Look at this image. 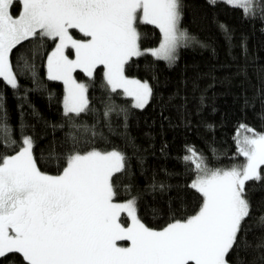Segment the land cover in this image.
<instances>
[{"label": "snow or ice", "instance_id": "1", "mask_svg": "<svg viewBox=\"0 0 264 264\" xmlns=\"http://www.w3.org/2000/svg\"><path fill=\"white\" fill-rule=\"evenodd\" d=\"M14 2L18 0H0V78L6 86L19 89L20 73L14 69L24 67L40 87L36 65L24 56H18L14 65L13 49L31 40L35 56L44 38L57 41L46 58V74L48 80L66 86L63 112L77 131L89 128L77 123L81 113L94 111L89 108L88 86L73 76L77 69L92 77L103 66L104 86L111 92L122 89L133 99V106L142 109L153 89L147 81L126 77L124 66L133 57L147 54L171 65L181 47L203 46L181 26L184 0H22L17 15L12 12ZM220 2L242 9L246 17L259 14L264 19V0ZM138 24L159 29L157 48H141ZM221 27L230 41L226 27ZM73 29L86 39H75ZM113 112L127 118L125 109L107 103L103 115L110 130L108 118ZM25 127L21 123L17 138L6 110L0 107V148L4 149L0 151V258L16 253L24 264H247L239 253L251 249L258 253L252 264L257 260L264 264V239L254 247L247 240L253 208L250 189L246 190L248 182H264V133L241 125L236 143L244 161L228 168L209 167L203 153L186 148L182 159L195 173L190 187L202 195V204L194 215L156 230L137 215L143 193L133 195L131 186H126L129 198L117 202L120 185L113 176L126 172L123 152L115 148L79 151L77 145L91 140L69 133L73 151L66 156V166L51 175L37 166L35 140L25 135ZM95 128L96 124L90 126L91 137L103 138ZM240 129L245 133L242 137ZM55 156L53 147L48 157ZM168 187L158 181L150 190ZM122 213L131 219L130 225L121 222ZM258 220L256 227L264 230V215ZM118 241H128L130 246Z\"/></svg>", "mask_w": 264, "mask_h": 264}, {"label": "trees", "instance_id": "2", "mask_svg": "<svg viewBox=\"0 0 264 264\" xmlns=\"http://www.w3.org/2000/svg\"><path fill=\"white\" fill-rule=\"evenodd\" d=\"M184 4L181 26L203 46L181 47L178 59L171 65L147 54L133 57L124 66L127 76L147 81L153 89L152 97L142 109L135 108L133 99L122 89L111 92L104 86L103 66H98L92 77L77 69L75 77L88 86L89 108L94 111L81 113L77 119V123H86L89 128L73 129L63 112L66 94L63 81L47 78L46 58L57 43L48 38L43 39V47L35 56V44L30 40L17 45L11 57L14 65L18 56L36 65L40 87L24 67L14 69L20 73L19 89L6 86L0 78V107L6 110L17 138L23 123L25 135L35 140L33 154L41 171L56 175L66 166V156L73 151L69 133L91 140L77 145L79 151L115 148L123 152L127 157L126 172L113 176V182L120 185L117 201L129 198L124 191L126 186H131L133 195L143 193L137 215L146 226L156 230L175 219L194 215L202 204V195L190 187L195 179L192 166L182 159L187 154L186 148L194 147L203 153L209 167L228 168L244 161L238 155L236 143L241 125L264 133V19L259 14L246 17L242 9L220 0L216 4L208 0H184ZM21 8V0L14 2L13 14L21 12ZM221 26L226 27L230 41H226ZM138 30L142 33L141 48L159 44L161 34L154 25L138 24ZM71 32L86 39L78 30ZM110 101L125 109L127 115L125 120L124 113L113 112L108 118L111 130L103 115ZM93 124L103 138L91 137ZM244 134L240 129L241 137ZM53 147L56 156L49 158L48 152ZM158 181L169 187L151 191L150 185ZM248 189L253 208L248 223L253 228L247 240L254 247L259 239H264V230L256 227L258 218L264 215V182H248ZM257 255L251 249L239 253L247 264H252ZM0 264L24 262L20 254L9 253L0 258ZM256 264L260 262L257 260Z\"/></svg>", "mask_w": 264, "mask_h": 264}, {"label": "rangeland", "instance_id": "3", "mask_svg": "<svg viewBox=\"0 0 264 264\" xmlns=\"http://www.w3.org/2000/svg\"><path fill=\"white\" fill-rule=\"evenodd\" d=\"M21 3H22V0H21ZM21 11H22V8H21ZM72 35H73V37H74L75 39H81L80 37L75 36L73 33H72ZM158 46H159V44H158L157 46H155V47H151V48H149V49H155V48H157ZM142 49H143V48H142ZM70 58H71V57H70ZM124 75H125L126 77L130 78V79H137V78H134V77H129V76H127V75L125 74V72H124ZM73 76H74V78L76 79L74 73H73ZM138 80H139V79H138ZM76 81H77L78 83H83V82H81V81H79V80H77V79H76ZM140 81L145 82V81H143V80H140ZM65 87H66V86H65ZM117 202H118V201H117ZM120 202H122V201H120ZM121 222L124 223L125 226H128V225H130V223H131V219H130L129 217H127V214H126V213H122V214H121ZM117 243H118L119 245H121V246H130V242H128V241H118Z\"/></svg>", "mask_w": 264, "mask_h": 264}]
</instances>
